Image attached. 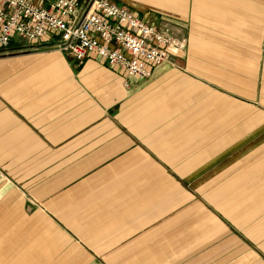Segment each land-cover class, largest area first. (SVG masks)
<instances>
[{"label":"crops","instance_id":"crops-1","mask_svg":"<svg viewBox=\"0 0 264 264\" xmlns=\"http://www.w3.org/2000/svg\"><path fill=\"white\" fill-rule=\"evenodd\" d=\"M110 1L185 44L0 47V264H264V0Z\"/></svg>","mask_w":264,"mask_h":264},{"label":"built area","instance_id":"built-area-1","mask_svg":"<svg viewBox=\"0 0 264 264\" xmlns=\"http://www.w3.org/2000/svg\"><path fill=\"white\" fill-rule=\"evenodd\" d=\"M14 37L44 42L79 62L94 57L141 80L151 78L185 44L110 0H0V47Z\"/></svg>","mask_w":264,"mask_h":264},{"label":"rangeland","instance_id":"rangeland-1","mask_svg":"<svg viewBox=\"0 0 264 264\" xmlns=\"http://www.w3.org/2000/svg\"><path fill=\"white\" fill-rule=\"evenodd\" d=\"M21 40L23 42H25V46H24L25 48L35 49V47H37L36 49H39V51H42L43 50V51L50 52V53L53 52V49H51V47L49 45H44L42 42H38V43H28V42H26L23 39H21ZM12 41H16L17 42L18 41V38L15 37L14 40H12ZM35 45H37V46H35ZM7 46H4V47H7ZM64 56H67V55H64ZM68 56H70V55H68ZM77 62H79V61H77Z\"/></svg>","mask_w":264,"mask_h":264}]
</instances>
